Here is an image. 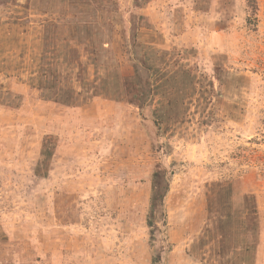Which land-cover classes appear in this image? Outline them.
Returning a JSON list of instances; mask_svg holds the SVG:
<instances>
[{
    "label": "rangeland",
    "instance_id": "obj_1",
    "mask_svg": "<svg viewBox=\"0 0 264 264\" xmlns=\"http://www.w3.org/2000/svg\"><path fill=\"white\" fill-rule=\"evenodd\" d=\"M0 264H264V0H0Z\"/></svg>",
    "mask_w": 264,
    "mask_h": 264
}]
</instances>
